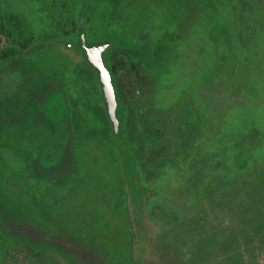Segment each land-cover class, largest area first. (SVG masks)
Returning a JSON list of instances; mask_svg holds the SVG:
<instances>
[{
  "label": "rangeland",
  "instance_id": "374dc122",
  "mask_svg": "<svg viewBox=\"0 0 264 264\" xmlns=\"http://www.w3.org/2000/svg\"><path fill=\"white\" fill-rule=\"evenodd\" d=\"M83 1L0 0V100L59 72L3 138L0 264H264V0L92 1L90 43L138 44L112 54L129 164L72 79Z\"/></svg>",
  "mask_w": 264,
  "mask_h": 264
},
{
  "label": "trees",
  "instance_id": "16d2710c",
  "mask_svg": "<svg viewBox=\"0 0 264 264\" xmlns=\"http://www.w3.org/2000/svg\"><path fill=\"white\" fill-rule=\"evenodd\" d=\"M92 1L93 0H84L83 3H82V7L79 9V13L77 14V17H78V26L73 27L72 29V32L70 33L71 34H76V39L78 41L77 44H71L72 46H77L79 48V43H80V22L81 20H83V28H84V32H85V39H86V44L87 45H91V44H94V43H90L87 38H86V27H85V19L87 17V15L89 14L90 12V7H91V4H92ZM78 2L76 1L75 4H74V8H76V6L78 5L77 4ZM2 33V32H1ZM3 36L0 34V49L2 47V45L4 44V40L2 38ZM64 39H61V41H63ZM104 41H109L110 42V46L105 50L104 52V61H105V64L107 65L109 71L111 72L112 74V77H113V83H114V86H115V89H116V93H117V99H118V103H119V106H118V111H117V114H118V117H119V120H120V125H121V128H120V131L118 134H115L113 132V129H112V124H111V121L107 115V111H106V106H105V102H104V99H103V94H102V89H101V85L98 81V76H97V71L87 62L86 58H85V54H84V51L79 48V50L81 51L83 57H84V60L86 61V65L89 69H81V68H78L74 70V74H73V78L74 79V84L75 86H78V87H81L83 90H84V87H85V84L86 83H94V80L99 88V92H100V95H101V100H102V105H99V109H98V112H100L98 114V120L101 121L102 123L105 124V127L106 128H103V129H100L97 133V136H99L100 138L102 139H106V140H111L113 141L115 138H118V137H123V142H122V145H120V147L117 145V147H119L120 149H122V156L124 155L125 159L127 158V161L126 163L129 164V160H128V157H127V152H128V144H127V140L125 139V128H124V121H123V111H122V101H123V92H122V88H121V85H120V80L118 78V73L120 71V69L122 70V68H124L125 64H122V63H119V62H116V61H113L112 60V54H113V51L118 49V50H123V52H127L129 53V55H132V56H135V52L133 51V49H135V47L138 46V44L136 43H130L128 46H126L124 49H122L123 47L120 45L119 42L117 41H114L112 39H108L106 38ZM102 42V41H100ZM135 42V41H134ZM67 44H70V43H67ZM66 44V45H67ZM31 48L30 46H27L25 48L22 49L21 51V56L22 57H32V53H31ZM17 67L20 69V71H22L24 73V76H29V73L31 68H32V65L30 64L28 67H25V68H21L18 64H17ZM136 68V67H134ZM49 69V68H47ZM80 70V72H79ZM59 74V72L57 71H50V70H45L44 73L42 74V76L40 78L37 79V82L35 83V81H33L31 83V87L29 88L30 91H29V94L23 96L22 98L19 96L17 99H13L12 97H8V98H5V99H2L0 100V148L4 147V145H2V142H3V138H6V139H9V136L8 135V128L9 126H12V123H11V120L13 118V116L17 113H19L20 111H24V115L25 117L27 116L28 117V114H29V111L27 109H25L24 107V104H27L31 101L32 97L36 96L37 95V91L40 90L41 92H44V90L40 89L39 87L43 86L44 84H48L53 81H55L59 76L57 75ZM34 84V86H36V88H34L32 85ZM79 94H82L81 92H79ZM78 94V97L76 99L73 100V103H72V108L70 112H73V110L75 108L78 107L79 103H80V98L82 97V95H79ZM77 96V95H76ZM38 104V102H37ZM68 115V113H67ZM27 119V118H26ZM29 120V118L27 119ZM33 120L35 123L39 122V119L36 117H33ZM97 121V118L95 119ZM41 124L42 125H49V116H42V119H41ZM70 122V119L68 120V124ZM59 124H61V120L58 121ZM11 124V125H10ZM23 125H26L27 124V121H23L22 123ZM61 130V129H60ZM52 132V130H51ZM63 138V137H62ZM54 140H57L58 142H60V139L59 137H55ZM61 145V144H59ZM59 150V147L56 148ZM37 150V149H36ZM35 153L36 151L32 154L33 156H35ZM32 156V157H33ZM43 168V165L41 166ZM40 167V168H41ZM34 169L36 171H38V168L36 169L34 167ZM140 190H134V196L135 197H138L140 195ZM5 197H7L6 193H4L0 187V205H2V201H5ZM2 207V206H1Z\"/></svg>",
  "mask_w": 264,
  "mask_h": 264
},
{
  "label": "water",
  "instance_id": "95a60500",
  "mask_svg": "<svg viewBox=\"0 0 264 264\" xmlns=\"http://www.w3.org/2000/svg\"><path fill=\"white\" fill-rule=\"evenodd\" d=\"M82 24L83 20L80 22V43L78 46L84 51L87 62L97 71L107 115L111 121L113 132L118 134L121 128L117 114L119 103L112 74L104 61V52L110 46V42L102 41L87 45ZM67 46L70 47L71 44H67Z\"/></svg>",
  "mask_w": 264,
  "mask_h": 264
},
{
  "label": "flooded vegetation",
  "instance_id": "af4514ba",
  "mask_svg": "<svg viewBox=\"0 0 264 264\" xmlns=\"http://www.w3.org/2000/svg\"><path fill=\"white\" fill-rule=\"evenodd\" d=\"M72 46V45H71Z\"/></svg>",
  "mask_w": 264,
  "mask_h": 264
}]
</instances>
